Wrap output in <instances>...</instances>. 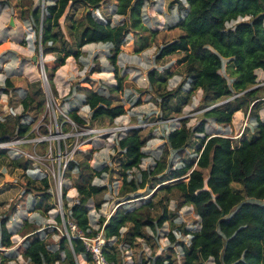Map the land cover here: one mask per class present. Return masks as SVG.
<instances>
[{
  "label": "trees",
  "instance_id": "1",
  "mask_svg": "<svg viewBox=\"0 0 264 264\" xmlns=\"http://www.w3.org/2000/svg\"><path fill=\"white\" fill-rule=\"evenodd\" d=\"M14 1L20 11V18L31 22L35 43L40 46L42 56L54 57V60L43 63L54 99L58 96L53 84L55 73L65 65L69 57L78 60L82 55L81 49L89 44L109 45L108 62L117 85L107 87L106 94L93 91L91 87L75 88L83 92L84 105L90 112L88 120L82 118L75 108L67 112L68 118L78 129H91L97 121L107 120L112 123L128 115L131 108L146 104L153 86L158 85L161 89L160 85L164 84L165 87L167 81L176 75L177 68L183 69L186 80L184 84H187L188 89L184 90L183 85L170 91L163 92V89L155 98L156 102L159 101L162 115L167 118L173 114L179 117L189 105L191 95L198 90L202 94L199 107L205 110L198 124L189 128V120L181 119L179 128L172 129L164 136L162 152L154 167L151 170H140L138 179L127 180L126 173L140 169L145 158L142 149L147 140L142 130L131 129L116 138L124 171L118 193V204L121 205L108 219L99 217L96 228L91 226L88 205L91 199L106 193L107 186L95 184L93 179L95 176L101 177L108 168L105 166L97 171L86 159L69 160L62 178L69 180L71 173L76 174L71 188L77 192L78 203L67 197L68 188L62 189L64 220L72 221L77 230L88 237L95 236L102 228L107 241V261L122 264L114 244H131L135 239L143 237L146 228L155 232L168 221L165 206L161 207L160 214L152 216L154 203L150 198L155 192L150 198L139 200L142 201L140 205L132 210L125 206L145 196L143 193L149 181L162 177L159 184L168 183L158 189L167 193L176 191L183 205L191 207L199 219L197 231L183 232L190 239L188 244H181L180 264H206L208 261L213 264H264V121L258 116L260 103L264 102V88H253L256 85L255 72L264 73V0H171L170 6L176 5L179 12L185 13L172 27L183 31V35L163 45L155 60H163L175 54H182V57L159 78L155 69L149 71V88L135 89L138 97L129 107L121 104L119 96L123 91V82L122 78L116 76L117 58L128 35H141L147 31L142 21V9L147 0H116L113 13L122 18L116 25H113L109 17L104 19L96 15V11L108 0H45L43 6H35L32 0ZM9 4L10 0H1L0 8ZM61 18L64 19L67 38L59 22ZM232 23L235 24L230 26ZM223 60H228L230 81L219 74ZM84 83H89V80ZM12 88L11 80L6 78L0 91L8 94ZM43 91L39 84L28 85L20 101V115L12 122L0 120V144L22 140L27 136L30 132L29 124L21 123V120L34 110L43 112ZM244 91L247 92L241 94ZM178 95L180 99L174 102ZM228 99L231 100L213 107ZM236 112L254 117L255 132L250 138L242 136L231 140L219 133L215 136L205 133L208 121L225 128L230 127ZM57 120L63 119L59 116ZM45 123L48 122L45 120ZM42 133L47 136V128H43ZM192 137L198 139L195 157L171 164V155L184 159ZM63 149L60 143L59 150ZM4 153L5 150L0 149V156ZM15 163L24 170H29L32 165L27 159L15 160ZM38 178L29 177L27 186L31 189L25 191H34L37 196L41 192L37 205L40 207L44 203L47 210L49 206L46 202L50 199L47 191L50 186L46 175L40 180ZM36 183L40 184V188H36ZM233 184L239 186V190H234ZM14 207L15 204L10 206L7 216L0 221V248L13 247L10 240L12 234L6 224L14 213ZM95 209L99 210L100 204H96ZM56 222L61 226L60 215L56 217ZM37 231L32 229L22 241L21 257L28 263H62L61 254L69 264H75L74 256L82 257L89 263L82 242L71 237L68 227V237L61 236L57 244L51 242L48 232L43 235ZM53 232L57 233L56 230ZM169 241L175 243L172 233ZM13 253V250L0 253V264H9L13 260ZM150 264L178 263L170 248L168 256H153Z\"/></svg>",
  "mask_w": 264,
  "mask_h": 264
},
{
  "label": "rangeland",
  "instance_id": "2",
  "mask_svg": "<svg viewBox=\"0 0 264 264\" xmlns=\"http://www.w3.org/2000/svg\"><path fill=\"white\" fill-rule=\"evenodd\" d=\"M32 1L37 6L42 5L45 0ZM113 1L108 0L103 4L96 15L108 17ZM170 2L171 0H147L142 10V21L147 31L141 35L130 34L125 39L119 55L116 75L122 78L123 91L119 96L121 104L124 106H131L138 97L135 89L149 88L147 79L149 71L155 69L157 78H159L160 75H164L165 70L175 66L176 60L182 57V54H175L163 60H155L156 54L163 45L183 35V31L172 27L180 17H184L185 13L179 12L176 5L170 6ZM67 11L68 9L65 11V15ZM79 12L75 13V20H77ZM63 20L61 18L59 22L67 38V30L63 26ZM112 20L114 22V19ZM234 24L232 23L230 26ZM35 42L36 37L31 22L20 18L16 1L10 0L8 6L0 8V90L3 88V82L6 78L11 80L13 88L9 90L8 94L0 91V120L15 121L21 113L20 101L24 98L28 85L31 83L41 85L44 90L42 96L44 110L43 112L34 110L24 116L21 123L29 124L30 132L24 139L4 144L1 148L5 150V153L0 156V221L7 216L10 206L15 204L14 213L6 224L12 234L10 240L13 247L10 249L0 248V253L13 250V260L9 264H30L21 257V245L25 235L30 233L32 229H37V232L43 235L48 232V238L53 244H57L61 236L68 235L66 224L61 222V226L58 225L56 217L65 214L62 210V189L68 188L66 195L71 199L77 196L76 190L71 188L76 174L71 173L69 180H64L62 177L58 180L59 165L62 166L68 160L86 159L89 165L97 171L105 166L108 168V171L101 177L95 176L93 179L95 184L107 186L106 193L94 197L88 205V208L90 205L95 208L96 204H100V208H103V217L107 219L120 205L118 204L120 200L118 193L124 174L121 167L123 159L116 147V138L119 135H124L120 131L128 132L131 129H141L143 137L147 140L142 149L145 158L140 169L126 173L127 180L138 179L140 170H151L159 159L164 145V136L172 129L179 128L181 119L187 118L189 120L187 126L194 128L205 110L199 107L202 94L198 90L191 95L189 105L182 110L179 117L173 114L170 116L173 119H169L162 115L158 105L159 101H155L158 94L162 93L163 89V92L170 91L179 85H183L184 90L188 89L187 84H184L186 80L183 69L177 68L176 75L167 81L165 87L164 84L160 85L161 89L158 88V85L153 86L148 95L153 97L149 99L147 96L146 104L131 108L128 115L120 117L112 123L106 120L99 121L91 127L89 126L91 129H78L68 118L67 112L74 108L80 109L78 114L86 120H88L90 113H88V108L84 106L83 92L78 90L74 94H70L71 90L69 92L68 89H73L76 86H80V88L91 87L94 91L106 94L100 85L108 82L116 84L117 81L112 73L111 75H102V80H98V77L91 73V70L97 68L105 73L111 71L110 63L107 60L109 56L108 46L90 44L82 49L84 55L80 59L75 60L70 57L66 70L58 69L54 80L58 73L60 78H64L66 73L69 74L68 69L72 72L73 69L76 70L81 65L84 68L67 81L57 78V85L53 80L58 94L57 98L54 99L48 83L44 86L42 82L38 63L33 61L34 57L40 56L39 46H36ZM140 48L143 49L138 51ZM51 60H54L51 55L43 57V63ZM227 62L228 60H223L219 74L230 81ZM86 71L87 73H85ZM255 74L256 85L253 88H264L263 72L256 71ZM89 79L91 82L85 84V80ZM180 95L182 96V94ZM180 95L174 102L180 99ZM173 104L171 105L173 106ZM59 116L62 117V121L57 120ZM258 116L264 121V102L260 103ZM45 120L48 123H45ZM245 121L247 122V115H244L240 123L232 126V132L228 131L227 127L216 126L212 121H208L205 133L208 136H213L218 132L221 133V130L225 128L226 132L223 131V135L233 139L239 134L241 125ZM247 124L249 128L245 130L243 137L250 138L254 134L256 126L253 116L248 118ZM43 128H47V136L43 135ZM60 143L64 146L62 151L59 150ZM197 148L198 139L192 137L186 148L184 159L171 155L169 162L179 164L185 159H193ZM26 159L32 162L29 170H24L15 163V160ZM45 175L50 186L47 191L50 195V199L46 202L49 206L47 210L44 203L40 207L37 205L40 199L38 197L42 196L40 195L41 192L37 196L34 191L31 193L25 191L31 189L27 186L29 177L39 176L38 179L40 180ZM161 178L157 177V179L149 181L143 193L145 196L140 199L146 200L155 192L150 198L154 203L152 216L155 217L160 214L161 207L165 206L168 221L161 228H157L155 232L146 228L143 237L135 239L131 244L122 242L114 244L116 251L120 254L122 264H141L142 262L150 264L153 256H168L170 248L176 255L177 263L180 264L181 244H188L190 239L188 236H184L183 232L186 230L194 232L199 229L198 217L191 207L183 205L180 195L176 191L172 190L167 193L158 189L159 186L168 183L159 184ZM35 185L36 188H40V184L36 183ZM232 187L234 190H239L237 185L233 184ZM140 202L142 201L138 199L125 206L132 210L138 207ZM262 203L264 204V202ZM55 230L57 233L53 232ZM171 233L175 236L174 244L169 241ZM61 256L62 263L56 264H69L64 255L61 254ZM74 262L75 264H86L82 257H75ZM206 264H213V262L208 261Z\"/></svg>",
  "mask_w": 264,
  "mask_h": 264
},
{
  "label": "built area",
  "instance_id": "3",
  "mask_svg": "<svg viewBox=\"0 0 264 264\" xmlns=\"http://www.w3.org/2000/svg\"><path fill=\"white\" fill-rule=\"evenodd\" d=\"M248 118L249 116L247 115V122H248ZM247 122L245 121L241 125L239 134H237L233 139L226 136L225 134L224 135L221 134V136L224 138L231 139V140L240 139L244 135L245 130L249 128ZM90 133H93V132H90ZM120 133H123L125 135L127 131H120ZM3 146L4 144H0V149ZM67 162H65L62 166L59 165L60 169L58 170V180H60V177H62V174H63V171L65 170ZM62 167H63V170H61ZM73 200H74V203L76 204L78 203L77 198H73ZM61 217H62L63 222L66 224V232H67V227H68L72 235L71 237L73 239H78L82 242L84 250H85V254L88 255L89 257L88 264H112L109 261H107L106 256H105V246L107 244V241L105 240L103 236L102 228L98 231V233L95 236L88 237L84 235L83 233L79 232L76 228V225L72 221L70 220L65 221L63 214H61Z\"/></svg>",
  "mask_w": 264,
  "mask_h": 264
},
{
  "label": "crops",
  "instance_id": "4",
  "mask_svg": "<svg viewBox=\"0 0 264 264\" xmlns=\"http://www.w3.org/2000/svg\"><path fill=\"white\" fill-rule=\"evenodd\" d=\"M147 2V1H146ZM115 4H116V0H114L113 1V3H112V5H111V7H112V9H111V12H109V14H108V17H109V19H111V21H112V23H113V25H116V24H118V23H120V21L122 20V18H120L119 16H117V15H114V6H115ZM146 4V3H145ZM102 8V7H101ZM101 8H99L97 11H100L101 10ZM144 8V7H143ZM143 10V9H142ZM96 11V12H97ZM99 17H101V18H104V19H106V18H108V17H104V16H99ZM112 19H114V22H113V20ZM179 20V19H178ZM90 45V44H89ZM94 45H97V44H94ZM99 45H103V44H99ZM86 46H88V45H86ZM86 46H84V47H86ZM108 46V52H109V45H107ZM124 46V45H123ZM122 46V47H123ZM83 47V48H84ZM122 47H121V49H122ZM82 48V49H83ZM81 49V51H82V55H81V57L84 55V51ZM121 54V53H120ZM119 54V55H120ZM80 57V58H81ZM119 57L120 56H118V58H117V63H118V61H119ZM70 58V57H69ZM69 58L65 61V65L64 66H62V67H60L59 68V70H66V66H67V64H68V62L70 61L69 60ZM79 58V59H80ZM108 60V59H107ZM72 66V65H71ZM83 65H81V66H79L78 68H76V70L75 69H73V71L71 72L69 69H68V72H69V74L67 75V73H66V76L64 77V78H60V74L58 73L57 74V76H56V79L54 80V82H55V84L57 85L58 83H57V78H59V80H63V81H67L68 79H70V77H74V76H76L81 70H83V68L84 67H82ZM96 71L95 72H92V70H91V73H94V75H96L98 78V80H102L103 78H101L102 77V75H111V73L114 75V73L113 72H111L112 71V69H111V67H110V72H102L99 68H97V69H95ZM97 70H99V71H97ZM75 71V72H74ZM57 72V71H56ZM73 72H74V74H73ZM85 73H87V71L85 72ZM56 74V73H55ZM264 74V73H263ZM115 76V75H114ZM89 77V76H88ZM54 78H55V76H54ZM106 79H108V78H106ZM115 79H116V77H115ZM92 81H93V79H91ZM97 81V80H96ZM89 82H91L90 81V79H89ZM117 85V82H116V84H112V82H108V83H105L104 85H100V88L103 90V91H105L106 92V88L107 87H110V88H112V87H115ZM76 87H79L80 88V86H76ZM75 87V88H76ZM75 88H69L68 90H69V92H70V90H71V92H70V94H74V92L76 91L75 90ZM78 91V90H77ZM94 91V90H93ZM96 92H98V91H96ZM107 93V92H106ZM77 95V94H76ZM84 106H86V105H84ZM87 107V106H86ZM88 108V107H87ZM77 109V108H76ZM80 110V109H79ZM259 112V111H258ZM88 113H90L89 112V110H88ZM82 117V116H81ZM243 117H244V114L242 113V112H236L235 114H234V117H233V120H232V123H231V125H230V127H227L229 130L228 131H231L232 132V126H235L236 124H238V123H240L241 122V120L243 119ZM83 118V117H82ZM169 119H173V117H169ZM86 120V119H85ZM117 120V119H116ZM260 120L261 121H263L261 118H260ZM103 121H105V120H103ZM107 121V120H106ZM97 122H99V121H97ZM94 123H96V122H94ZM93 123V124H94ZM92 124V125H93ZM216 126H218V125H216ZM225 128H223V130H221V133H219V134H222L223 135V131H225L224 130ZM226 132V131H225ZM102 210H103V208H100L99 210H96L95 208H94V206H92V205H90V208H89V217H90V223H91V226L92 227H94V228H96V224H97V221H98V218L99 217H103V213H102ZM104 218V217H103ZM109 218V217H108ZM107 218V219H108ZM86 264H88L87 262H85Z\"/></svg>",
  "mask_w": 264,
  "mask_h": 264
},
{
  "label": "water",
  "instance_id": "5",
  "mask_svg": "<svg viewBox=\"0 0 264 264\" xmlns=\"http://www.w3.org/2000/svg\"><path fill=\"white\" fill-rule=\"evenodd\" d=\"M44 2H45V1L42 2V6H43ZM39 48H40V46H39ZM33 61H34V62L36 61V62L38 63V65H39V67H40L41 76H42V82H43L44 86H46L47 79H46L45 71H44V67H43V56H42L41 51H40V56H39V57H34V58H33ZM252 89H253V88H252ZM249 90H251V89H249ZM249 90H247V91H249ZM247 91H244V92H242L241 94H244V93H246ZM231 99H233V98H231ZM231 99H228V100H226V101H224V102H221V103H219V104H216V105H214L213 107L220 106V105H222V104H224V103H227V102L230 101ZM139 200H142V199H139ZM128 203H129V202H128ZM120 205H121V204H120ZM61 220H62V217H61ZM62 222H63V220H62ZM74 258H75V256H74Z\"/></svg>",
  "mask_w": 264,
  "mask_h": 264
}]
</instances>
